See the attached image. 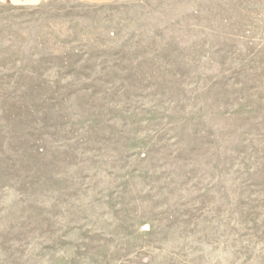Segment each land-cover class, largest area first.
I'll use <instances>...</instances> for the list:
<instances>
[{
  "label": "rangeland",
  "instance_id": "obj_1",
  "mask_svg": "<svg viewBox=\"0 0 264 264\" xmlns=\"http://www.w3.org/2000/svg\"><path fill=\"white\" fill-rule=\"evenodd\" d=\"M0 264H264V0L0 3Z\"/></svg>",
  "mask_w": 264,
  "mask_h": 264
},
{
  "label": "crops",
  "instance_id": "obj_2",
  "mask_svg": "<svg viewBox=\"0 0 264 264\" xmlns=\"http://www.w3.org/2000/svg\"><path fill=\"white\" fill-rule=\"evenodd\" d=\"M47 0H0V3L11 7H32L44 3ZM93 5H106L116 0H78Z\"/></svg>",
  "mask_w": 264,
  "mask_h": 264
}]
</instances>
